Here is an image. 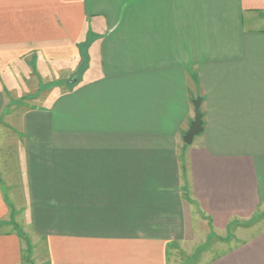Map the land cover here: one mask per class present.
Here are the masks:
<instances>
[{"label":"crops","instance_id":"crops-1","mask_svg":"<svg viewBox=\"0 0 264 264\" xmlns=\"http://www.w3.org/2000/svg\"><path fill=\"white\" fill-rule=\"evenodd\" d=\"M254 218L264 0H0V264H264Z\"/></svg>","mask_w":264,"mask_h":264},{"label":"rangeland","instance_id":"rangeland-1","mask_svg":"<svg viewBox=\"0 0 264 264\" xmlns=\"http://www.w3.org/2000/svg\"><path fill=\"white\" fill-rule=\"evenodd\" d=\"M72 78L73 77H66V86L68 87L66 88L67 92L72 90L74 88V85L77 84L80 80L76 79V82H72ZM247 227L248 231H264V218H254L251 222L247 224ZM37 241L41 240L35 236V243H37ZM195 245H190L189 248L188 245H183L182 249L178 246L176 252L177 254H173V257L176 258V264H202L207 260L215 258L225 247L221 245L219 240L216 239H209V241L203 242V244L199 243L197 246ZM39 252L40 251L38 250L34 252L35 264L42 263L43 257L38 255ZM173 253L175 252L173 251Z\"/></svg>","mask_w":264,"mask_h":264},{"label":"water","instance_id":"water-1","mask_svg":"<svg viewBox=\"0 0 264 264\" xmlns=\"http://www.w3.org/2000/svg\"><path fill=\"white\" fill-rule=\"evenodd\" d=\"M195 110H196V116L195 121L191 125L189 133L184 138V141L186 144L191 145L193 140L200 136V134L203 132V121H202V113L200 110L201 107V99H198L194 102Z\"/></svg>","mask_w":264,"mask_h":264}]
</instances>
